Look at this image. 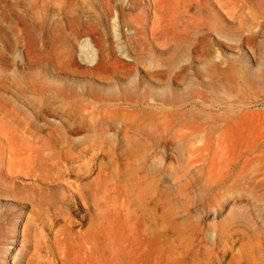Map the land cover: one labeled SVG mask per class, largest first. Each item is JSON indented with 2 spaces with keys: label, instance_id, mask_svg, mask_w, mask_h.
Listing matches in <instances>:
<instances>
[{
  "label": "rangeland",
  "instance_id": "rangeland-1",
  "mask_svg": "<svg viewBox=\"0 0 264 264\" xmlns=\"http://www.w3.org/2000/svg\"><path fill=\"white\" fill-rule=\"evenodd\" d=\"M0 264H264V0H0Z\"/></svg>",
  "mask_w": 264,
  "mask_h": 264
}]
</instances>
